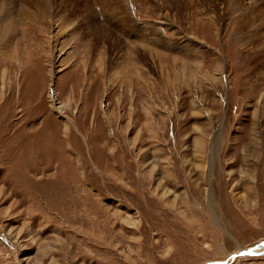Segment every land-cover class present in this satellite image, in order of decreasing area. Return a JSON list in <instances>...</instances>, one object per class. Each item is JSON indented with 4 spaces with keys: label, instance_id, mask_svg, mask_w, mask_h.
I'll list each match as a JSON object with an SVG mask.
<instances>
[{
    "label": "rangeland",
    "instance_id": "374dc122",
    "mask_svg": "<svg viewBox=\"0 0 264 264\" xmlns=\"http://www.w3.org/2000/svg\"><path fill=\"white\" fill-rule=\"evenodd\" d=\"M104 2L0 0V264H264V0Z\"/></svg>",
    "mask_w": 264,
    "mask_h": 264
},
{
    "label": "bare ground",
    "instance_id": "6f19581e",
    "mask_svg": "<svg viewBox=\"0 0 264 264\" xmlns=\"http://www.w3.org/2000/svg\"><path fill=\"white\" fill-rule=\"evenodd\" d=\"M64 1V3L66 4H70V5H72L73 7H72V12L74 11V14H75V12H84V14H83V20H85L84 22L86 23V26L89 28V30H90V32H91V35H93V36H95V39H94V41L97 43V41L98 42H100V41H102L103 43L105 42V41H107L108 39H109V35L111 34V29H110V27H108V25H106V23H109L110 24V21H105V17L107 16V17H110L111 16V11L108 9V4L106 5L105 4V2H104V0H63ZM106 1V0H105ZM112 3H116V2H120V0H110ZM96 3V4H98V6L96 5V4H94V6L93 7H90L91 5H90V3L91 4H93V3ZM109 2V1H108ZM107 2V3H108ZM61 3H62V1H61ZM122 3V2H121ZM114 14L113 15H115V13L116 12H113ZM104 15V16H103ZM51 20V19H50ZM62 20V19H61ZM63 21H65V20H63ZM53 22H54V20H53ZM245 23H246V21H245ZM51 24V23H50ZM241 24V27H240V29L241 28H244L245 27V24L244 23H240ZM38 26V25H37ZM36 26V27H37ZM53 26H54V24H53ZM38 28V27H37ZM37 28H35V26H27L25 29H23V37L25 36V35H29V37L30 36H32L33 35V33H35V31H37V30H39V29H41L40 27L37 29ZM47 28H49V27H47ZM41 30H43V29H41ZM41 30H40V33H41ZM46 30V29H45ZM49 31V30H48ZM48 31H44V36L43 37H45L46 38V40L49 42H52V41H54V37H51V35L52 34H50V40H49V38H48ZM70 33V32H69ZM42 34V33H41ZM58 34V33H57ZM71 34V33H70ZM74 34V33H73ZM43 35V34H42ZM55 35V34H54ZM27 38H28V36H27ZM92 38V37H91ZM56 39V38H55ZM93 40V39H92ZM30 41H31V38H30ZM93 41V42H94ZM112 42V41H111ZM47 43V42H46ZM91 44V42H89V45ZM98 44V43H97ZM102 44V43H101ZM50 45H51V48H52V46L54 47V45H53V43L51 44L50 43ZM50 45H48V46H50ZM89 45H86L87 47L89 46ZM80 46H81V44H80ZM112 46V45H111ZM73 47H75V45L73 46ZM100 47H101V45H100ZM99 47V48H100ZM49 47H47V49H48ZM86 48V47H85ZM97 48H98V46H97ZM99 48L98 49H96V45L95 44H93L92 43V47H90L89 46V48H87V50L86 49H84V57H85V59H87L86 57H89L90 59H91V57H90V55H91V53L93 52V54L92 55H94V57H93V60H95V62H97L98 61V59L99 58H101V57H99L102 53L101 52H103V49H102V51L100 52V50H99ZM36 49V48H35ZM38 49V48H37ZM50 50H52V49H50ZM50 50L48 49V51L50 52ZM53 50H54V48H53ZM48 51H47V55H49L48 54ZM56 51V50H55ZM54 53V52H53ZM53 53H50V55L52 54V58L51 59H48V65H49V67H52V66H54L53 64V61H55L54 60V54ZM56 56V55H55ZM97 57V58H96ZM99 57V58H98ZM56 59V58H55ZM134 59V58H133ZM89 60V59H88ZM101 60V59H100ZM86 63V62H85ZM98 64V63H97ZM84 66H85V64H84ZM50 74H52V68H51V70H50ZM54 77V76H53ZM89 82V81H88ZM54 87V86H53ZM53 87H52V84L49 86V89H48V97H49V100L51 101V106L57 111V112H61V108H62V106L60 105V104H58V105H56V102H55V96H56V93H55V91H54V89H53ZM240 251V250H239Z\"/></svg>",
    "mask_w": 264,
    "mask_h": 264
}]
</instances>
